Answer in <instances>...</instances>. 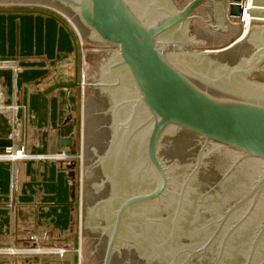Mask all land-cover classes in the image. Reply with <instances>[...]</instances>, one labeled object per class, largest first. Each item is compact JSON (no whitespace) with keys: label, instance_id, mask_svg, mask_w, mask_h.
<instances>
[{"label":"water","instance_id":"95a60500","mask_svg":"<svg viewBox=\"0 0 264 264\" xmlns=\"http://www.w3.org/2000/svg\"><path fill=\"white\" fill-rule=\"evenodd\" d=\"M240 2L0 0L50 6L75 21L90 45L84 92H98L110 104L102 144L99 122L87 111L81 264H192L194 242L185 256L165 252L167 233L157 207L169 186L162 141L179 131L259 161L263 172L249 197L263 187L264 0H252L251 26L229 23L241 15ZM232 50L236 59L228 61ZM76 58L74 80L57 82L46 94L81 89L78 49ZM16 130L20 136L21 127ZM57 145L77 156L73 137L59 135ZM12 147L11 138L0 139V149ZM149 212L157 215L149 218Z\"/></svg>","mask_w":264,"mask_h":264},{"label":"crops","instance_id":"0c3cea01","mask_svg":"<svg viewBox=\"0 0 264 264\" xmlns=\"http://www.w3.org/2000/svg\"><path fill=\"white\" fill-rule=\"evenodd\" d=\"M77 49L81 59L84 51L90 56V50L82 52L62 13L0 5V87L5 104L17 107L0 113V139L9 138L17 121L28 155L71 152L57 145L59 135L74 138L77 155L84 151L85 90L45 93L57 82L74 80ZM16 164L0 162V264H81L83 195L77 167L69 169L67 163L51 159ZM34 235L39 238L36 243ZM10 247L16 251L4 250ZM32 247L66 253L34 254Z\"/></svg>","mask_w":264,"mask_h":264},{"label":"flooded vegetation","instance_id":"af4514ba","mask_svg":"<svg viewBox=\"0 0 264 264\" xmlns=\"http://www.w3.org/2000/svg\"><path fill=\"white\" fill-rule=\"evenodd\" d=\"M196 30L193 26L194 32H200ZM225 57L234 61L236 54L232 50ZM80 74L79 70V78ZM88 91L92 92L87 96L88 112L92 110L99 122L95 131L102 144L109 124L103 113L110 104L98 92ZM162 142L160 152L167 161L169 186L157 207L167 233L165 252L185 256L187 246L194 242L192 264H264V185L249 197L263 165L185 131ZM97 172L102 177L100 170ZM209 240L207 249L197 252Z\"/></svg>","mask_w":264,"mask_h":264},{"label":"built area","instance_id":"2783aa9c","mask_svg":"<svg viewBox=\"0 0 264 264\" xmlns=\"http://www.w3.org/2000/svg\"><path fill=\"white\" fill-rule=\"evenodd\" d=\"M3 5H9V4H3ZM12 5H19V6H23V7H39V8H46V9L52 8L50 6H39V5L37 6V5H27V4H22V5L12 4ZM239 5L242 8L241 15L236 17V18L230 19V20L232 21L233 24H236V25L251 26V19L252 18L249 14V10L252 6V0H241ZM54 11H55V9H54ZM65 18L68 21L69 25L74 30L75 35L78 37L82 52H83L84 48H86L85 50H90L83 43L82 38H81L82 36L79 33L76 26L72 23V21L67 16H65ZM84 52L82 53V61L83 62H84V57L86 55V52L85 53ZM83 66H84V64H83ZM83 66L81 69V80L79 78V83L81 84L82 90L84 89V84L86 83V80L88 78V75L86 76L84 71H83V69H84ZM0 67H1V64H0ZM14 109H17V107L14 105L9 106V105L5 104L3 90L0 87V113L14 112ZM21 109H22V107H21ZM16 128H17V121H15L14 129L11 132V134L9 135V138H11L14 142V147L9 148V149L0 150V162H7V163L14 165L19 161H24V160H28V159H34V160H47V159L50 160L51 159V160L63 161L65 163H67L68 165L73 163L72 159L74 157H72L70 154H68V152H65V151L58 153V154H51V155H45V156L44 155H34V156L28 155V153L26 151V147L24 145H21V143H20L21 135L18 136ZM77 158L82 163L83 151L82 152L80 151L79 155H77L74 159H77ZM11 204H12L11 206L13 207V199H12ZM31 239H32V242L36 243V241H38L39 238L36 235H34ZM4 250L8 253H13L14 251H16V249H12L11 247L8 249H4ZM17 251H19V250H17ZM29 251H31L34 254L47 253V254L63 255L66 253L65 249H41L38 247H32V249ZM23 252H25V251H23Z\"/></svg>","mask_w":264,"mask_h":264},{"label":"rangeland","instance_id":"374dc122","mask_svg":"<svg viewBox=\"0 0 264 264\" xmlns=\"http://www.w3.org/2000/svg\"><path fill=\"white\" fill-rule=\"evenodd\" d=\"M5 4H8V3H5ZM70 19V18H69ZM71 20V19H70ZM72 21V23L76 26V28L78 29V31H79V33L81 34V38H82V41H83V43L85 44V42H86V40H85V37H84V35H83V33L81 32V30H80V28L78 27V25H77V23L75 22V21H73V20H71ZM88 43V42H87ZM86 45V44H85ZM86 47H87V45H86ZM86 49V48H85ZM85 53V52H84ZM89 60H90V56L89 57H87V55L84 57V62L82 61V59H81V61H80V72H81V69H82V66H83V64H84V66H83V71H84V73H85V75L87 76V75H89ZM81 75V74H80ZM88 79L89 78H87V80H86V83H89V81H88ZM80 80H81V76H80ZM85 90V89H84ZM86 95L88 96V91L86 90ZM87 96H86V98H87ZM86 124H87V122H86ZM75 161L76 162H78V164H79V175H80V179H81V193H82V195H83V188H82V180H83V176H82V163L78 160V158L77 159H75ZM79 184V183H78Z\"/></svg>","mask_w":264,"mask_h":264},{"label":"trees","instance_id":"16d2710c","mask_svg":"<svg viewBox=\"0 0 264 264\" xmlns=\"http://www.w3.org/2000/svg\"><path fill=\"white\" fill-rule=\"evenodd\" d=\"M77 151H79V150H77ZM73 163L76 165L75 167H77V170H79V164H78V162L73 161ZM78 172H79V171H78Z\"/></svg>","mask_w":264,"mask_h":264}]
</instances>
